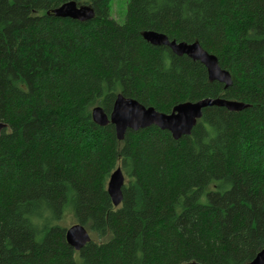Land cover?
Segmentation results:
<instances>
[{
    "label": "trees",
    "instance_id": "obj_1",
    "mask_svg": "<svg viewBox=\"0 0 264 264\" xmlns=\"http://www.w3.org/2000/svg\"><path fill=\"white\" fill-rule=\"evenodd\" d=\"M89 5L80 22L49 12ZM0 0V264H248L264 249V0ZM200 42L233 84L145 41ZM164 114L204 109L190 136L97 125L118 95ZM125 176L123 201L108 194ZM70 212L91 241L66 239Z\"/></svg>",
    "mask_w": 264,
    "mask_h": 264
},
{
    "label": "water",
    "instance_id": "obj_2",
    "mask_svg": "<svg viewBox=\"0 0 264 264\" xmlns=\"http://www.w3.org/2000/svg\"><path fill=\"white\" fill-rule=\"evenodd\" d=\"M49 14L58 18H70L86 22L94 19L95 10L89 5H78L75 1H69L52 10ZM143 38L151 45L170 48L177 56H187L193 61L200 62L206 67L211 82L216 81L224 84L225 88H229L233 84L230 72L223 69L218 57L206 51L200 42L171 41L167 35L156 31L143 32ZM213 106L225 107L230 111H241L248 108L247 104L241 102L221 98H206L198 102L180 104L174 108L171 114H164L153 107H146L137 100L120 94L115 100L110 115L100 106L93 109L92 115L94 122L101 127L112 124L119 140H124L128 130L137 132L152 126L169 131L175 140H179L183 136H190L198 120L203 117L204 109ZM5 128L6 124L0 122V136ZM124 185V173L121 168H118L112 173L108 184V194L117 207L123 201ZM66 239L68 244L77 251H80L92 240L88 230L81 224L70 227L67 230ZM248 264H264V249Z\"/></svg>",
    "mask_w": 264,
    "mask_h": 264
},
{
    "label": "rangeland",
    "instance_id": "obj_3",
    "mask_svg": "<svg viewBox=\"0 0 264 264\" xmlns=\"http://www.w3.org/2000/svg\"><path fill=\"white\" fill-rule=\"evenodd\" d=\"M127 6L128 0H112L111 2V17L119 24H123L125 22ZM62 224L67 229L76 225V221L73 219L70 212L65 215Z\"/></svg>",
    "mask_w": 264,
    "mask_h": 264
}]
</instances>
